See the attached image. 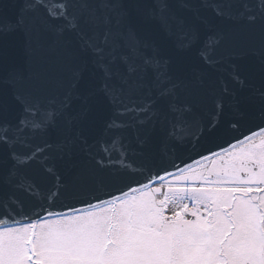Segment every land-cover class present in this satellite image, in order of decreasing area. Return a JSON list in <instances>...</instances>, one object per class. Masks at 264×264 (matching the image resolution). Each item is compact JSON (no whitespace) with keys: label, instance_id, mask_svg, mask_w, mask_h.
Masks as SVG:
<instances>
[{"label":"snow or ice","instance_id":"snow-or-ice-1","mask_svg":"<svg viewBox=\"0 0 264 264\" xmlns=\"http://www.w3.org/2000/svg\"><path fill=\"white\" fill-rule=\"evenodd\" d=\"M0 264H264V0H0Z\"/></svg>","mask_w":264,"mask_h":264},{"label":"water","instance_id":"water-1","mask_svg":"<svg viewBox=\"0 0 264 264\" xmlns=\"http://www.w3.org/2000/svg\"><path fill=\"white\" fill-rule=\"evenodd\" d=\"M6 2H7V0H6ZM5 11L7 12V14H8L10 17L14 16V10H12V9H10V8H6Z\"/></svg>","mask_w":264,"mask_h":264}]
</instances>
